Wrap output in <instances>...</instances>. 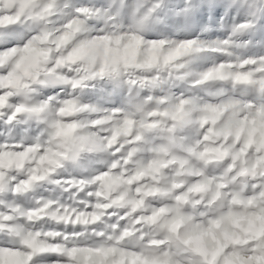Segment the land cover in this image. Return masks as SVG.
Returning a JSON list of instances; mask_svg holds the SVG:
<instances>
[{
	"label": "clouds",
	"instance_id": "1",
	"mask_svg": "<svg viewBox=\"0 0 264 264\" xmlns=\"http://www.w3.org/2000/svg\"><path fill=\"white\" fill-rule=\"evenodd\" d=\"M0 264H264V0H0Z\"/></svg>",
	"mask_w": 264,
	"mask_h": 264
}]
</instances>
